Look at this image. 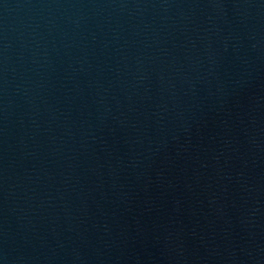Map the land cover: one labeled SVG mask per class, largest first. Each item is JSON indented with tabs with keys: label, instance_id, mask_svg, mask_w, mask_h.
I'll list each match as a JSON object with an SVG mask.
<instances>
[{
	"label": "water",
	"instance_id": "obj_1",
	"mask_svg": "<svg viewBox=\"0 0 264 264\" xmlns=\"http://www.w3.org/2000/svg\"><path fill=\"white\" fill-rule=\"evenodd\" d=\"M0 264H264V0H0Z\"/></svg>",
	"mask_w": 264,
	"mask_h": 264
}]
</instances>
